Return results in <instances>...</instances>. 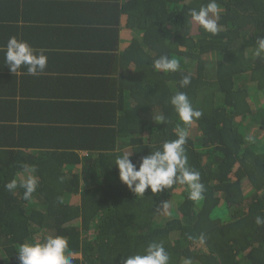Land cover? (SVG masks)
I'll use <instances>...</instances> for the list:
<instances>
[{"label": "trees", "instance_id": "16d2710c", "mask_svg": "<svg viewBox=\"0 0 264 264\" xmlns=\"http://www.w3.org/2000/svg\"><path fill=\"white\" fill-rule=\"evenodd\" d=\"M99 2L78 4L75 17L93 15ZM207 2L119 0L117 17H124L133 37L126 43L110 38L120 53L103 84V102L91 110L79 103L47 112L49 139L40 144L27 141L37 128L1 124L0 264H20V244L55 235L67 238L72 264H123L149 242L163 243L169 264H264V226L255 224L264 216V56L251 54L264 37V0H217L222 13L216 35L188 14ZM162 54L175 56L181 71H154L153 60ZM184 75L191 83L180 88ZM176 91L202 113L185 126L184 146L188 166L204 186L199 201L180 184L135 195L112 165L129 151L138 165L176 139L180 121L169 103ZM159 115L164 123L155 122ZM80 148L90 153L80 171H64L79 165L70 150ZM24 164L34 165L39 179L27 201L19 187H4L22 178Z\"/></svg>", "mask_w": 264, "mask_h": 264}, {"label": "crops", "instance_id": "0c3cea01", "mask_svg": "<svg viewBox=\"0 0 264 264\" xmlns=\"http://www.w3.org/2000/svg\"><path fill=\"white\" fill-rule=\"evenodd\" d=\"M91 1L0 0V118L5 119L0 127L10 123L37 128L27 141L34 138L40 144L49 139L47 112L79 103L91 110L94 102H103V84L114 74L120 53L110 38L126 43L133 34L124 29V17H117L119 0H100L103 5L93 15L76 18L78 4ZM12 36L44 50L47 67L42 73L29 75L25 67L10 72L3 49ZM70 152L78 156L79 165L64 171L77 173L90 153L85 148Z\"/></svg>", "mask_w": 264, "mask_h": 264}, {"label": "clouds", "instance_id": "9594fccd", "mask_svg": "<svg viewBox=\"0 0 264 264\" xmlns=\"http://www.w3.org/2000/svg\"><path fill=\"white\" fill-rule=\"evenodd\" d=\"M221 13L222 8L217 0H208L198 10L189 9L188 14L206 33L216 35L220 30ZM255 45L252 56H264V37H258ZM3 51L5 64L11 73L25 67L29 75L36 76L47 67V56L43 49L37 51L15 36L9 37ZM153 70L165 74L178 72L181 71L180 62L175 56L162 54L153 60ZM178 83L180 88L187 87L191 83V76H182ZM169 103L180 121L174 130L176 139L163 142L160 148L143 156L138 165L130 159L135 151L117 154L112 165L118 170L120 182L135 195L144 196L146 189L155 194L174 184H180L187 186L190 200L199 201L202 199L204 186L200 183V173L188 166L184 146L188 136L185 126L199 119L202 113L193 108L185 92L176 91ZM155 122L164 123L165 117L159 115ZM21 167L22 178H14L5 183L4 187L9 192H14L19 187L23 190L22 198L27 201L36 191L39 179L34 165L24 164ZM163 205L168 206L167 202ZM255 224L264 226V216H256ZM16 251L20 264H72L67 238L60 235L48 236L43 242L20 244ZM123 264H169V255L163 243L149 242L142 253L126 255ZM184 264H191V261L185 259Z\"/></svg>", "mask_w": 264, "mask_h": 264}, {"label": "rangeland", "instance_id": "374dc122", "mask_svg": "<svg viewBox=\"0 0 264 264\" xmlns=\"http://www.w3.org/2000/svg\"><path fill=\"white\" fill-rule=\"evenodd\" d=\"M248 103H249V105H250V107H254V102L250 99V98H248ZM251 136L252 137H255V136H258V138H262L263 137V132H257L256 133V131H251ZM259 134V135H258ZM20 175H22V174H20Z\"/></svg>", "mask_w": 264, "mask_h": 264}]
</instances>
